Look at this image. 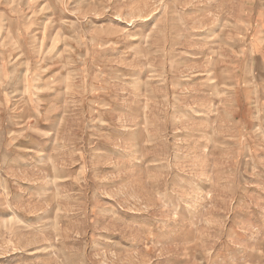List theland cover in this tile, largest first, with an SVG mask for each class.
Masks as SVG:
<instances>
[{"label":"rangeland","instance_id":"rangeland-1","mask_svg":"<svg viewBox=\"0 0 264 264\" xmlns=\"http://www.w3.org/2000/svg\"><path fill=\"white\" fill-rule=\"evenodd\" d=\"M0 264H264V0H0Z\"/></svg>","mask_w":264,"mask_h":264}]
</instances>
